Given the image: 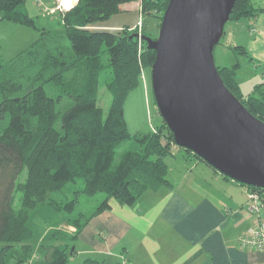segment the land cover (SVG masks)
I'll list each match as a JSON object with an SVG mask.
<instances>
[{"label": "trees", "instance_id": "1", "mask_svg": "<svg viewBox=\"0 0 264 264\" xmlns=\"http://www.w3.org/2000/svg\"><path fill=\"white\" fill-rule=\"evenodd\" d=\"M131 1L137 0H77L56 13L61 27L53 29L34 25L25 0H0V19L39 30L28 47L10 59L0 57V264L24 263L38 238L42 264H70L75 252L72 242L111 201L131 205L146 189L171 186L165 157L175 143L164 120L161 118L156 131L131 133L124 113L125 99L139 84L143 69L151 67L155 50L133 35L137 29L113 32L91 27L122 12L123 4ZM167 1L140 0V34L156 37ZM256 10L252 0H235L229 20L253 16ZM148 16L158 19L156 32L145 28ZM237 66L216 65L230 92L264 122V82L243 95ZM103 86L111 97L106 110L99 104ZM65 100L68 105L63 108ZM124 141L129 146L116 160ZM76 180L82 186L73 190V197H52ZM16 191L21 194L18 209L12 205ZM97 193L103 198L89 215L79 212L65 221L75 231H64L57 223L56 229L39 234L33 221L38 212L52 216L60 211L70 213L79 197ZM73 264L100 261L85 257Z\"/></svg>", "mask_w": 264, "mask_h": 264}, {"label": "crops", "instance_id": "2", "mask_svg": "<svg viewBox=\"0 0 264 264\" xmlns=\"http://www.w3.org/2000/svg\"><path fill=\"white\" fill-rule=\"evenodd\" d=\"M50 1L44 8L52 7L54 0ZM123 7L122 12L91 27L113 32L123 26L134 27L141 18L138 1ZM255 8L264 13V6ZM253 16L257 29L249 28L252 37L243 35L247 22L230 21L235 23L228 29L229 43L235 44H230L231 48L246 55L248 73L238 60L232 64V60H221L222 66L238 64L236 77L245 96L264 82V16ZM257 70H261L259 83L254 81L255 77L259 79ZM243 77L253 80L250 92L242 91ZM176 148L165 157L171 186L146 189L131 205L111 201L110 207L93 215L74 239L77 245L73 244V257L85 253V257L96 258L100 264H264L261 250L243 248L238 242L240 233L252 226L260 213L247 212L246 199L235 201L225 188L218 187L220 177L215 169L210 171L201 160ZM222 178L226 186H233ZM241 190L246 195L244 186Z\"/></svg>", "mask_w": 264, "mask_h": 264}, {"label": "water", "instance_id": "3", "mask_svg": "<svg viewBox=\"0 0 264 264\" xmlns=\"http://www.w3.org/2000/svg\"><path fill=\"white\" fill-rule=\"evenodd\" d=\"M235 0H168L156 37L151 86L175 145L191 150L221 174L264 189V122L223 83L213 48Z\"/></svg>", "mask_w": 264, "mask_h": 264}, {"label": "rangeland", "instance_id": "4", "mask_svg": "<svg viewBox=\"0 0 264 264\" xmlns=\"http://www.w3.org/2000/svg\"><path fill=\"white\" fill-rule=\"evenodd\" d=\"M137 1L140 11L141 3L140 0ZM46 2L50 4L51 1L25 0L27 11L33 17L34 25L38 27L45 26V27H52L53 29H60L61 26L57 22L58 16L54 14L63 9L64 6L61 4V0H58L57 2L54 0L52 7L44 8ZM252 2L255 7L264 6V0H252ZM71 6L72 5L66 8H70ZM261 11L262 10H257L256 13L260 14V17H263L264 13H261ZM142 20L143 17L141 14V18H139V20L136 22L134 27L130 28L128 26H123L122 29L127 28L128 30H132V31H134L133 29H137V32L140 34V29L142 28ZM228 21L225 23L223 35L221 36L218 43L214 45L213 48L215 65H219V64L221 66L224 65L222 63L224 60L226 61L232 60L229 61L231 64L233 62H237L236 60H238L239 62L242 63V69L243 71H245L244 73H248L247 70L248 65L246 64L248 63V61L245 57L246 55L244 56V54L240 53L237 48H231V46L235 44L229 43L230 40H229L228 29L230 25H234L235 23L230 21H237L240 24L247 22V24L243 26L245 29L243 35L244 37H246L247 35L252 37V35H250L249 33V28L257 29L256 24L254 22V16H244L238 20H228ZM157 25H158V19H156L153 16H148L144 19V26L147 30L156 32ZM38 36H39V30L35 28V26L33 25L23 24L8 19H0V57H2L5 60L10 59L11 57L15 56L19 51L28 47L34 40L37 39ZM261 39L264 41V36H262ZM260 75H261V70H257L256 76L259 79H256V77L254 78V81H256L257 83L261 82L262 80L260 78ZM241 82H242L243 92H250L252 90L251 84H253L252 83L253 80L251 79L249 80L246 79V77L245 78L243 77L241 79ZM262 90L264 91V85L262 86ZM258 92L259 91H257L256 94H258ZM110 98L111 97L109 91L105 89L104 86L101 87L99 104L103 107L104 110L108 108L110 104ZM67 105L68 102L65 100L62 106L63 108H65ZM124 113L127 122V127L131 133L144 132L148 130L156 131L158 125L161 124L162 117L158 112V108L155 103L152 86H151V67H145L143 69L139 84L134 89H132L127 95L124 103ZM128 144L129 141H124L118 147L116 151V160H118L122 151L129 146ZM175 147H177L176 149L180 151V153H187V150H185L183 147L177 145H175L174 148ZM202 162L204 165L208 167V169H210V171H213L211 170L213 168H211L210 165H208L204 161ZM215 173H217L218 177H220L217 180L218 187L220 186L225 188L224 191L227 192L226 194H231L235 201L239 202L241 200L243 201L244 199H246L247 201L246 207L248 206V202H249L247 199V192L248 191L256 192L260 200L259 201L260 206L258 211L262 219H264V201H262V199H264L263 191H259L256 189L255 190L246 189V195H245L241 190V184L239 182L232 180L231 178H227L229 181L233 183L232 184L233 186H229V185L226 186V184L222 182L224 180V178L222 177L224 176L218 171H216ZM23 177L24 175L21 176L20 179H23ZM81 186H82L81 180H76L75 182L67 184L61 192L60 191L54 192L52 194V197L57 200L69 199L73 197V190L76 188H80ZM20 195L21 194L19 191H16L14 193V199L12 205L16 209H18L20 205V201H21ZM102 198H103V194L101 193H97L92 196L82 195L81 197H79L78 203L76 204L74 211L70 213L64 211H60V213L56 212L57 216L55 215L52 216L48 214L49 212L47 211L46 213H44V215L38 212L34 216L33 221L35 222L36 228L39 229L40 231L39 234L41 236L49 233L48 231H50L51 229H56L57 223L59 224L58 227H61L62 230L71 231L72 233V231H75V227L65 222L67 218L79 212L83 213L84 215H89L101 202ZM255 214L256 213H254V215ZM39 243H40V238H38L37 242L33 245L29 258L25 260V262L22 264H42L44 262L43 250H41ZM72 243L77 245L76 242H72ZM85 256H87L85 253L75 255L74 257H70L69 262L70 264H73L75 262L81 261Z\"/></svg>", "mask_w": 264, "mask_h": 264}, {"label": "built area", "instance_id": "5", "mask_svg": "<svg viewBox=\"0 0 264 264\" xmlns=\"http://www.w3.org/2000/svg\"><path fill=\"white\" fill-rule=\"evenodd\" d=\"M264 194V193H263ZM248 206L246 210L250 213L258 214L260 206L259 196L256 192H247ZM239 245L243 248H256L264 253V219L256 216V221L252 226L247 227L238 236Z\"/></svg>", "mask_w": 264, "mask_h": 264}, {"label": "bare ground", "instance_id": "6", "mask_svg": "<svg viewBox=\"0 0 264 264\" xmlns=\"http://www.w3.org/2000/svg\"><path fill=\"white\" fill-rule=\"evenodd\" d=\"M61 3L64 5V7H69L73 4V0H61Z\"/></svg>", "mask_w": 264, "mask_h": 264}]
</instances>
